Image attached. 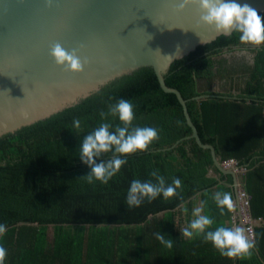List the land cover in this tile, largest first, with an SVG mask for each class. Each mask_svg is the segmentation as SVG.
Segmentation results:
<instances>
[{
	"label": "trees",
	"instance_id": "1",
	"mask_svg": "<svg viewBox=\"0 0 264 264\" xmlns=\"http://www.w3.org/2000/svg\"><path fill=\"white\" fill-rule=\"evenodd\" d=\"M247 46L256 53L253 65L223 58L226 50L244 47L233 33L175 61L165 81L181 92L202 142L214 146L221 163L233 159L247 169L243 184L252 196L250 212L264 222V45ZM216 82L230 83L238 89L237 97L214 91ZM201 95L209 98L194 99ZM119 99L134 105V126L155 127L160 138L146 151L128 154V163L108 184H89L81 178L90 168L79 157L80 142L102 122L100 112ZM76 119L80 129L73 124ZM108 121L120 124L111 116ZM191 135L177 97L161 89L152 68H142L76 107L1 138L0 223L7 231L0 245L8 252L5 264H264V223L255 227L256 247L243 259L222 256L202 234L187 239L179 231L195 219L197 200L202 214L215 220L209 230L233 227L232 211L237 210L234 205L220 214L212 196L228 192L235 201L234 178L221 174L211 151L194 138L173 150L149 153ZM154 170L168 183L181 179L179 195L128 208L131 182L154 179ZM156 233L173 239V247L161 244Z\"/></svg>",
	"mask_w": 264,
	"mask_h": 264
},
{
	"label": "water",
	"instance_id": "2",
	"mask_svg": "<svg viewBox=\"0 0 264 264\" xmlns=\"http://www.w3.org/2000/svg\"><path fill=\"white\" fill-rule=\"evenodd\" d=\"M178 2L53 0L48 7L46 0H0V139L78 106L117 79L152 68L161 89L182 105L192 135L149 153L173 150L194 138L199 147L211 151L221 174L234 177L239 207L236 173L224 168L214 146L202 142L187 101L165 81L175 61L223 36L199 23L197 5L177 12ZM236 2L264 13V0ZM57 42L90 61L83 73L67 72L55 63L50 47Z\"/></svg>",
	"mask_w": 264,
	"mask_h": 264
},
{
	"label": "clouds",
	"instance_id": "3",
	"mask_svg": "<svg viewBox=\"0 0 264 264\" xmlns=\"http://www.w3.org/2000/svg\"><path fill=\"white\" fill-rule=\"evenodd\" d=\"M46 4L48 7H52L53 0H46ZM194 4L200 10L199 23L213 27L218 34L224 36L237 33L241 44L264 45V18L249 4L241 5L236 0H179L175 5V11L183 12ZM50 55L58 66L71 73H83L85 65L90 63L87 58L83 60L80 58L77 49L68 51L59 42L51 45ZM109 116L118 118L120 124L114 127L108 121ZM100 117L102 122L84 136L79 146V157L90 168V172L81 178L89 184L96 181L108 184L128 163L126 159L128 154L146 151L153 142L158 141L160 138V130L155 127L134 126L133 122L136 119L134 105L129 100L119 99L116 103L109 104L107 112L101 111ZM73 124L75 128H81L79 119L74 120ZM109 153L111 154L110 158L103 159L104 155ZM98 158L99 163L97 162ZM230 169L233 170V168ZM243 169L246 168L243 167ZM246 172L247 169L245 173L236 174L244 175ZM150 175L154 179L146 181L134 179L131 182L126 196L128 208H138L146 200L152 202L161 196L167 200L179 195L177 190L182 188L181 179L173 177L172 182L168 183L165 177L159 174L158 170L152 171ZM240 186L245 189L242 181L237 182V193ZM212 199L219 208L221 215H224L225 209L232 211L234 208L233 197L228 192H215ZM235 205L238 206L237 199ZM193 215L195 219L190 222L188 227L179 230L184 238L191 239L194 234H202L206 242H211L222 256L229 259H243L252 254L256 244L247 235L248 230L245 229V225L243 227L221 226L209 230L215 223L213 218L202 214V209L199 207L193 210ZM6 231L7 226L0 223V237H3ZM165 237L166 235L162 233H156V239L171 249L173 239H166ZM7 255V249L0 245V264H5Z\"/></svg>",
	"mask_w": 264,
	"mask_h": 264
},
{
	"label": "built area",
	"instance_id": "4",
	"mask_svg": "<svg viewBox=\"0 0 264 264\" xmlns=\"http://www.w3.org/2000/svg\"><path fill=\"white\" fill-rule=\"evenodd\" d=\"M223 166L227 169L233 168L235 173H245L246 169L241 168L238 165L236 160H227L223 162ZM238 199L240 201V206H237V211L233 215V222L245 225V229L247 231V235H249L250 239L255 240V223L261 219L255 220L252 217L250 212V204L252 200V196H250L247 191L240 186L238 192Z\"/></svg>",
	"mask_w": 264,
	"mask_h": 264
},
{
	"label": "flooded vegetation",
	"instance_id": "5",
	"mask_svg": "<svg viewBox=\"0 0 264 264\" xmlns=\"http://www.w3.org/2000/svg\"><path fill=\"white\" fill-rule=\"evenodd\" d=\"M258 49V48H257ZM253 48L244 45V47H232L229 50H226L223 54L224 59H229L231 63H235L238 66H242L244 63L252 64L254 62V58L256 53L253 52ZM240 87V81H237ZM214 91L221 93H229L232 92L235 97H237V88L232 89V85L230 83H215Z\"/></svg>",
	"mask_w": 264,
	"mask_h": 264
},
{
	"label": "crops",
	"instance_id": "6",
	"mask_svg": "<svg viewBox=\"0 0 264 264\" xmlns=\"http://www.w3.org/2000/svg\"><path fill=\"white\" fill-rule=\"evenodd\" d=\"M210 175L211 176H213V177H215V178H219V174L218 175H216L215 173H214V171H211L210 172ZM233 177V176H232ZM234 178V177H233ZM236 179H237V181H236V183L237 182H243V175L242 174H236ZM237 189V188H236ZM236 200V199H235ZM198 204V207L199 208H201V204H200V202L197 200L196 201V205ZM196 205L193 207V209H195L196 208ZM234 205H235V201H234ZM237 207V206H236ZM234 213H236V211H232V214L234 215ZM232 221H233V216H232ZM234 223V222H233ZM259 225H263V221L261 220V221H256V224H255V226H254V229H255V227H257V226H259ZM235 226H240V224L239 223H234V226L233 227H235ZM241 227H243V226H241ZM255 241V240H254Z\"/></svg>",
	"mask_w": 264,
	"mask_h": 264
},
{
	"label": "rangeland",
	"instance_id": "7",
	"mask_svg": "<svg viewBox=\"0 0 264 264\" xmlns=\"http://www.w3.org/2000/svg\"><path fill=\"white\" fill-rule=\"evenodd\" d=\"M198 207V204L196 205V208ZM53 230L52 227H51V231H50V234L53 235Z\"/></svg>",
	"mask_w": 264,
	"mask_h": 264
}]
</instances>
